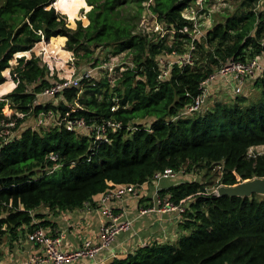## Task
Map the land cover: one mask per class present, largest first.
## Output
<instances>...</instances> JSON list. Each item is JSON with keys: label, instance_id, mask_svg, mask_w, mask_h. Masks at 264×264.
Segmentation results:
<instances>
[{"label": "trees", "instance_id": "trees-1", "mask_svg": "<svg viewBox=\"0 0 264 264\" xmlns=\"http://www.w3.org/2000/svg\"><path fill=\"white\" fill-rule=\"evenodd\" d=\"M55 1L0 0V85L11 66L17 82L0 99V124L16 119L20 127L25 119L18 113L37 116L49 109L61 121L21 127L0 145V248L6 239H18L21 229L28 234L51 223L35 221L44 217L34 212L40 206L53 212L80 208L111 182L140 187L155 172L173 168L185 175L204 174L158 190L185 205L179 227L188 234L174 243L139 245L110 264H264V195L205 193L217 180L234 185L264 177V154L249 152L264 145V71L253 80L261 91L257 103L248 104L249 95L243 93L180 115L222 62L262 53L264 9H255L261 0H240L235 11L206 29V38L195 40L192 62L173 63L164 79L159 78L158 56L186 50L192 36L183 29L192 21L183 9L195 0L151 1L158 22L174 30L164 37L140 30L148 0H57L59 9ZM56 36L67 37L65 48L87 61H99L97 50L108 56L125 52L132 61L123 70L117 66L114 81L108 74L90 75L53 95L58 102H39V94L59 81L58 75L33 51L17 57L14 65L11 61ZM64 40L42 46L54 55ZM69 117L87 124L112 119L122 126L108 133V141L97 140L84 130H68L63 121Z\"/></svg>", "mask_w": 264, "mask_h": 264}, {"label": "built area", "instance_id": "built-area-1", "mask_svg": "<svg viewBox=\"0 0 264 264\" xmlns=\"http://www.w3.org/2000/svg\"><path fill=\"white\" fill-rule=\"evenodd\" d=\"M151 1L152 0H148V2L145 3L144 15L140 23V30L144 34H148V35L149 34L153 35L154 33L157 32L160 34V36L164 37L166 34H169L174 30L168 32L166 29H164L165 27L160 22H158L156 15L149 8ZM206 2L207 0H195L194 3L189 4V6L183 9V16L188 20L190 19L192 21V26L191 27L185 26L183 31L190 33L192 39L190 40V43L186 47L184 53H180L177 50H173L171 52H165V55L158 56V61L160 66L159 78L164 79V77L169 76L171 67L175 62H182V63L192 62L193 55L195 54L194 50L196 48L195 40L201 37L206 38V34H207L206 29L210 27V26L206 28L202 27L203 26L202 19H205L210 11L205 9ZM261 3L262 0L255 6V9H260ZM148 17L152 19L155 18L156 24L160 25V26L158 25L156 26V30L149 27ZM170 41L172 43L173 41L172 38H170ZM262 50L263 51L260 55H255L250 60L248 59L240 60V59L231 58L222 62L221 65L215 70V72L212 73L208 78H206L200 84V94H198L194 98L193 102L189 107L181 111L180 115H188L191 114V112L204 109V107L208 103V98L210 96L209 88L217 80V78L222 77L223 80L226 82V85L229 84V86H232V91L234 95H240L245 93L244 86L246 85V83L252 82L254 78L262 74L264 71V40H263ZM42 52H44L46 57L48 55L49 58L50 56H55L53 54H47L44 48L41 50L40 55L42 54ZM171 55L180 56V57H178L177 59L168 60V58H170ZM118 56L119 54H110V60L111 58L113 60H117V58L115 57ZM166 60L167 62L165 63ZM46 64L49 65L48 62ZM123 69L124 67L121 64L120 70ZM50 73L52 74L53 72L50 71ZM90 75L92 74L88 71L82 73V75L78 77H72V78L68 77L66 79L61 78L59 81H54L51 85L45 88L39 95L46 97L53 96L59 91H61L64 87H67L68 85L78 86L83 77H89ZM3 96L0 95V99H2ZM37 116L39 117L40 122L45 126H47L49 119H52L53 122L58 121L54 111L51 109H49V111L47 112L44 111L40 112ZM58 122L60 123L61 121ZM63 122L68 130L69 129L84 130L87 135L89 136L92 135L97 140H105V141L109 140L108 133L110 131H116L122 126L121 122L112 119L102 123L92 122L90 124H87L84 118L69 117L66 118ZM5 125L10 128L15 127L16 119L9 121ZM50 157L56 159L54 155H50ZM221 167H222L221 165H218V168ZM182 172H183L182 170L177 171L173 168L172 169L165 168L163 170H159L155 172L154 176L152 177V181H154L157 189L154 194L155 197L153 203L146 206H142L140 208V212L142 214H148L153 212L164 213L175 210L180 215H182L183 211L185 210V205L176 204L174 201H172L169 195H160L158 193V190L160 189L158 188L159 181L163 179L177 178L181 174H183ZM218 182L219 181L217 180V182L213 184V186L207 187L205 189V193L217 194V189L219 185H221ZM110 185L111 186L106 191L100 193L98 199H95L93 202L92 201L87 202V206H86L88 209H91L94 203L95 205L96 204L100 205L99 206L100 210L102 211L103 215L107 217L106 222L103 223L101 226L100 242L94 243L91 240H83L80 247L76 249H72V251H65L62 248V242L64 240V234H65L64 232L50 233L45 227H37L33 229L31 233L27 234V238L30 241L37 243L40 246V251L32 255V257L28 258L27 264H46V263L68 264L80 258H93V256H95L99 250H101L104 247H108L111 244V242H113L115 236L118 233H120L121 231L128 230L132 222L129 220H124L122 214H116L113 208L109 206V203L114 198L123 197L125 195L136 194L139 188L142 187V185L138 187L134 183L128 184V183H113V182H111Z\"/></svg>", "mask_w": 264, "mask_h": 264}, {"label": "crops", "instance_id": "crops-1", "mask_svg": "<svg viewBox=\"0 0 264 264\" xmlns=\"http://www.w3.org/2000/svg\"><path fill=\"white\" fill-rule=\"evenodd\" d=\"M59 37L65 38L64 43L62 44V47H64L67 37L56 36L52 37L49 41H41L37 43L36 46H34L29 52V54H31L33 51L36 55L39 53L38 55L42 57V61L44 63H49L51 71H53V67L49 61L48 55L46 57L44 52H42L40 55V52L43 49L42 44H50ZM27 56L29 55L27 54ZM56 75H58L60 79L65 77L64 75L58 73V71L56 72ZM7 83L10 84L8 85L9 87L7 86L5 90L0 91V95L2 96H5L16 86V81L13 77H10V80H7L5 83L0 85V87L6 85ZM227 89L226 82L223 80V78H217V80L209 88V103H207L204 109H210L216 102L221 101L223 97H226L224 92ZM233 95L232 98H234ZM38 100L39 102H58V99H56L54 96L46 97L39 95ZM224 101L230 102L232 100L225 98ZM194 177L195 176L188 174H181L179 177L174 179H163L158 182V188L161 189L182 180H189L191 178L193 179ZM156 189L157 187L155 186L154 181H150L143 184L136 194L114 198L109 203V206L113 208L116 214H122L124 220H129L132 222L130 228L126 231H121L118 233L115 236L113 242H111L108 247H104L99 250L96 255L93 256V258H80L68 264H110L115 258L124 257L128 253L133 252V250L139 245H143L154 240L174 243V241L178 240L183 233H187L181 230L179 227V222L183 215H180L175 210L164 213L153 212L148 214H142L140 212V208L142 206L153 203ZM99 196L100 193L94 195L93 199H98ZM86 206L87 203L80 208L57 211L56 213L49 211V209L46 207H43L42 212L36 211L35 213H41L44 217L42 219L37 218L35 221H50L51 223L45 227L50 233L64 232L65 234L64 240L62 242V248L65 251H72V249L80 247L83 240H91L94 243L101 241V226L106 222L107 217H105L100 210V205H93L91 209H88ZM19 234V238L11 241L9 246L6 244L5 258L6 256L7 258H12L11 260L14 262V264H27V259L40 251V246L37 243L30 241L27 238V233L22 229L19 231ZM7 246L10 247V249ZM3 250L4 247H1L0 251ZM7 250L10 253H8ZM13 262H11V264Z\"/></svg>", "mask_w": 264, "mask_h": 264}, {"label": "rangeland", "instance_id": "rangeland-1", "mask_svg": "<svg viewBox=\"0 0 264 264\" xmlns=\"http://www.w3.org/2000/svg\"><path fill=\"white\" fill-rule=\"evenodd\" d=\"M239 1L240 0H207V2L205 3V9L208 11L210 10V11H209V14H207V17L205 19H202V23H203L202 27L206 28V27L210 26L211 24H213L214 22L223 20L227 14L235 11V9L237 8V6L239 4ZM260 9L261 10L264 9V0L261 3ZM60 11H62V10H60ZM84 12H85V9L80 10L79 11L80 14L78 17H81V14ZM148 20H149V27L150 28H153L154 30H156V26L157 25L160 26L159 24H156L155 18L152 19V18L148 17ZM84 23L85 24L87 23L86 19H84ZM72 24H75V23L73 22ZM148 30H149V28H148ZM29 52L30 51H28L27 54L29 56H31L29 54ZM59 52H61L60 53L61 55H58ZM64 53L68 54V57H66V59H63ZM54 55L55 56H50V58H49V61L53 67L52 72H54V74H56V72L58 71V73L65 76L64 77L65 79L68 77L69 78L78 77V76H81L82 73L89 71L92 75H95V76H100L101 74L111 75L113 77L112 81H114L115 77H116V73H117L116 72L117 66H120L121 64L123 65L124 63H129L130 61H132V55L127 54L125 52H122L119 54L118 57H115V58H117V60H113L112 58L110 60V54L108 56L107 54H105L101 50H97L94 52V57L95 58L99 57L98 62L96 60L94 61V59L87 61L85 59H81L78 56H76L73 53V51H71L69 49L67 50L65 48V46L63 47L62 51L58 50V52L55 53ZM17 57H19V56H17V54H15V58L11 61V63L13 65L15 63H17ZM178 57H180V56L171 55V57L168 58V60L177 59ZM248 60H250V59H248ZM166 62H167V60L165 61V63ZM11 69H12V66L7 68L3 72V75L7 77L6 81L10 80V77H13V76H11V73H10ZM50 71H51V68H50ZM226 86L228 88L224 92V95H226V97H223L221 101H224L225 98L232 100V95L234 94L232 91V86H229V84H227ZM244 91H246L247 95H249L248 96V98H249L248 104L257 103L259 101L261 91L254 85L253 81L251 83H249V82L246 83ZM209 98H208V103H209ZM18 114H19V117H22L25 119L20 127H17V125H15V127L10 128V127H7L5 124H0V142L1 143L3 140H8L10 137L18 135L21 127L32 124V126H35L37 128H42L43 127L42 125H44L40 122L39 117L36 115L29 114L28 116H26V115H23L21 113H18ZM50 120L52 121V119H49L48 124L51 123ZM16 124H17V121H16ZM250 151L251 152H253V151L260 152V153L264 154V145H257L255 147L251 148ZM182 171H183L182 173L184 174V170H182ZM188 175L195 176V178H202V176L204 174H203V171L199 172L198 170H196L193 173H188ZM260 195H263V194H260ZM43 207L44 206L38 207L37 209L34 210V212H36V211L42 212ZM186 234H188V233H186ZM11 241L6 239L4 245L2 246V247H4V250L0 251V264H11V262H13L11 260L12 258H7V256L5 258V255H6V247L5 246H6V244H8V246H9V243ZM8 248L10 249V247H8ZM7 252L10 253L8 250H7ZM12 264H14V262Z\"/></svg>", "mask_w": 264, "mask_h": 264}, {"label": "water", "instance_id": "water-1", "mask_svg": "<svg viewBox=\"0 0 264 264\" xmlns=\"http://www.w3.org/2000/svg\"><path fill=\"white\" fill-rule=\"evenodd\" d=\"M56 2L57 0L54 2V6L58 8ZM31 50H27L26 52H19L17 53V56H27V52ZM254 193L264 195V177H254V179L244 180L234 185L221 184L217 189V194L228 195L231 197H250L253 196Z\"/></svg>", "mask_w": 264, "mask_h": 264}]
</instances>
